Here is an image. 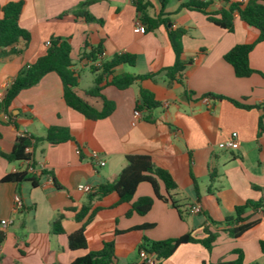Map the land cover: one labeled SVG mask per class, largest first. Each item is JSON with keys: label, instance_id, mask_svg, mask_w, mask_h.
Instances as JSON below:
<instances>
[{"label": "crops", "instance_id": "obj_1", "mask_svg": "<svg viewBox=\"0 0 264 264\" xmlns=\"http://www.w3.org/2000/svg\"><path fill=\"white\" fill-rule=\"evenodd\" d=\"M9 1L15 0L0 3ZM24 1L20 23L31 39L19 41L16 52L0 60V91H6L5 86L28 63L44 55L47 41L56 37L71 44L73 68L80 75L77 93L98 110L103 100L85 93L96 76L91 69L94 61L88 57L91 51L101 47L106 52L103 61L122 53L136 56L134 65L121 64L114 74L155 75L124 89L105 84L103 94L114 102V110L97 120L66 104L62 81L55 72L19 93L13 119H6L0 111L1 152H10L24 130L45 137L49 127L65 126L73 137L60 144L41 141L32 148L33 160L47 168L37 175V185L31 180L2 181L10 173L23 171L26 163L0 155V264H70L78 256L100 250L104 240L115 241V264H153L139 254L145 237L163 240L192 233L201 239L206 236L205 228L217 232L211 249L199 242L181 244L162 264H223L237 260L236 250L243 252L244 264H264V209L246 212L256 223L237 238L229 234L224 222L248 200L263 199L264 204V130L260 132L259 127L264 110L240 108L230 100L264 103V78L259 73L264 72V41L250 53V65L259 71L251 76L238 77L224 59L235 45L255 42L259 30L238 16L232 30L223 28L205 13L181 7L188 0H169L165 7L169 23L146 32L134 27L140 14L133 0H90L86 7L94 17L90 21L73 13L87 0ZM145 1L150 3L147 13L157 17L160 1ZM223 5L224 0H213L209 10ZM180 27L186 31L182 43L187 65L181 78L170 79L165 69L174 64L175 52L168 29ZM141 88L151 91L161 105L145 108L137 117L134 112ZM235 131L239 147L221 149L219 143ZM92 151L100 154L104 165L91 159ZM133 154L150 155L172 175L177 185L172 199L179 209L158 198L149 182L139 184L131 202L118 204L119 197L113 192L93 201V207L100 209L86 229L87 249H70L68 236L83 223L76 220V213L89 202L88 193L78 186L116 180L128 165V155ZM159 185L167 195L164 183L159 181ZM17 194L24 201L18 210L14 206ZM143 196L153 197L152 208L144 215L128 214L132 203ZM198 204L202 211L192 212ZM59 214L64 217V233L53 231ZM2 219L11 222L4 226Z\"/></svg>", "mask_w": 264, "mask_h": 264}, {"label": "trees", "instance_id": "obj_2", "mask_svg": "<svg viewBox=\"0 0 264 264\" xmlns=\"http://www.w3.org/2000/svg\"><path fill=\"white\" fill-rule=\"evenodd\" d=\"M161 10L157 17H151L147 13L150 5L145 0H133L141 21L145 25V32L159 27L161 24L167 25L170 18L166 16L165 7L169 0H159ZM90 0L84 1L78 5L73 13L83 15L86 20H94V17L87 11L86 7L90 4ZM213 0H188L181 4L190 10L205 13L208 20L215 24L233 29L234 19L238 16L242 21L259 30L258 39L253 43H240L235 45L225 55L224 59L230 63L234 72L238 77H248L255 72H259L250 65V53L255 45L264 41V0H224V5L218 10H209ZM24 0L9 1L0 3V60L14 52V46L21 40L26 43L31 39L30 32L20 23V18L24 9ZM184 28L168 29V35L175 52V62L167 67L166 73L170 79H179L182 77L186 68L187 61L183 58L184 47L182 38L185 34ZM102 53L101 47L95 51H91L88 57L94 62L97 60V54ZM136 56L128 53L115 55L111 60L101 61L99 65H92L91 69L96 74L94 85L85 90L87 96L99 97L103 100L102 109L98 110L87 100L81 97L76 88L79 85L80 75L73 68L72 47L67 39L56 37L51 39V44L46 53L38 57L34 62L28 63L16 76L14 81L8 87L3 99L0 101V111L9 116V120L13 119L12 108L19 93L27 88L38 84L41 79L50 72L59 75L63 84V97L66 104L87 118L97 120L109 116L114 110V102L109 100L104 94L105 84H112L120 89H124L132 85L138 80L151 78L155 73L133 74L130 72H122L114 74V70L121 64L128 63L134 65ZM264 78V72H259ZM223 97V96H222ZM236 106L244 109H263L264 103L248 104L243 101L230 99ZM161 105L160 101L154 98L151 91L140 89V102L137 105L139 111L148 108L154 109ZM260 132L264 130V113L259 122ZM70 129L65 126H51L47 130L45 137H36L33 135L18 136L12 150L8 153L1 152L0 155L9 161H25L32 158V153L27 148L35 147L41 141H48L52 144H60L72 140ZM128 165L121 171L116 180L112 182H103L95 186L94 190L88 193L89 202L83 205L76 213V220L83 222L82 226L68 236L69 247L72 250H85L88 247V239L86 229L88 224L93 220L99 207H93V201L101 199L113 192L117 193L119 199L118 204L131 202L134 198L136 190L140 183L149 182L156 196L164 201H171L172 204L179 209V206L172 199V190L176 188V182L172 175L164 168L155 163L150 155L133 154L128 155ZM31 175V176H30ZM38 176L27 171L14 172L6 175L2 181H12L20 183L25 180H31L37 185ZM159 181L165 185L167 195L160 192ZM197 186V183H196ZM262 190L261 187H257ZM152 196H143L132 203V208L128 214L136 212L140 215L146 214L153 205ZM264 209L263 199L254 201L248 200L246 203L235 208V212L225 218L227 231L232 237H240L244 232L250 229L256 221L249 220L246 212L249 210L257 211ZM63 214H59L53 222V231L55 233H64L62 225ZM206 236L198 239L187 233L180 237L168 238L163 240H150L145 237L139 247V254L145 250L154 257L153 264H162L175 253L181 244L189 242H199L206 248L211 249L217 238V232H213L205 228ZM262 250L264 252V242L261 241ZM238 258L233 262L223 264H244V256L241 250H236ZM116 249L114 240H104L100 250L90 251L85 255L78 256L70 264H115Z\"/></svg>", "mask_w": 264, "mask_h": 264}, {"label": "built area", "instance_id": "obj_3", "mask_svg": "<svg viewBox=\"0 0 264 264\" xmlns=\"http://www.w3.org/2000/svg\"><path fill=\"white\" fill-rule=\"evenodd\" d=\"M201 1H209V0H201ZM134 27L137 31H142V32H145V25L143 24V22L141 21L140 19V16L138 15L135 20H134ZM48 46H50L51 44V41H47L46 43ZM106 55V52L105 51H102V53L99 54L100 56V59L95 61L94 64L95 65H99L101 63V61L103 60V58L105 57ZM11 85L10 84H7L6 87V91L8 89V87ZM6 91H0V101L3 99ZM135 115L137 117H140L141 116V112L136 109L135 110ZM4 117L6 119H9V116L7 114H4ZM28 133L26 132V130L22 131L19 133V136H25L27 135ZM240 145V141L238 139V133L235 131L231 134V136L229 138H227L226 140L224 141H221L219 143V147L221 149H226V150H233V149H236L238 148ZM32 148H27V151L31 152ZM77 153H80V149L78 148L76 150ZM90 157L93 161H98L101 165H104L105 162L104 161H101L100 160V154L97 152V151H92L90 153ZM25 169L23 171H27L31 174H34V175H40L42 173H44L45 171H47V168H46V165L43 163V162H37V161H34L33 159H28V160H25ZM95 188V186L93 184H90V183H85V184H81L78 186V190L81 191V192H86V193H89L91 191H93ZM14 206H15V209L18 210V209H22L24 207V201H23V198L20 194H17L15 196V199H14ZM191 211L194 212V213H200L202 211V207L201 205H194L192 208H191ZM11 221L9 219H2L1 220V224L6 226L10 223ZM140 257L142 259L145 260V262H148V263H153V259L150 255H148V253L145 251V250H142L140 252Z\"/></svg>", "mask_w": 264, "mask_h": 264}, {"label": "rangeland", "instance_id": "obj_4", "mask_svg": "<svg viewBox=\"0 0 264 264\" xmlns=\"http://www.w3.org/2000/svg\"><path fill=\"white\" fill-rule=\"evenodd\" d=\"M87 75H88L89 77L91 76V73H90L89 70L87 71ZM86 82H87V81H86V79H85V80L82 82V85L86 84Z\"/></svg>", "mask_w": 264, "mask_h": 264}, {"label": "water", "instance_id": "obj_5", "mask_svg": "<svg viewBox=\"0 0 264 264\" xmlns=\"http://www.w3.org/2000/svg\"><path fill=\"white\" fill-rule=\"evenodd\" d=\"M151 255V254H150Z\"/></svg>", "mask_w": 264, "mask_h": 264}]
</instances>
